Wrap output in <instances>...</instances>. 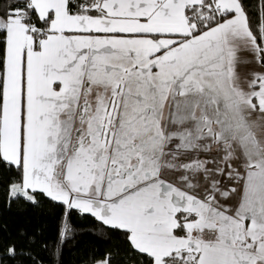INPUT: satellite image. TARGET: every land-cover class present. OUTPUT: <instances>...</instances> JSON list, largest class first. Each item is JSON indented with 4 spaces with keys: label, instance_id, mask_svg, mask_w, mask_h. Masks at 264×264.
Here are the masks:
<instances>
[{
    "label": "snow or ice",
    "instance_id": "6c2138e0",
    "mask_svg": "<svg viewBox=\"0 0 264 264\" xmlns=\"http://www.w3.org/2000/svg\"><path fill=\"white\" fill-rule=\"evenodd\" d=\"M0 200L85 264H264V0H0Z\"/></svg>",
    "mask_w": 264,
    "mask_h": 264
},
{
    "label": "trees",
    "instance_id": "16d2710c",
    "mask_svg": "<svg viewBox=\"0 0 264 264\" xmlns=\"http://www.w3.org/2000/svg\"><path fill=\"white\" fill-rule=\"evenodd\" d=\"M71 223L75 231L62 244L58 241V212L47 204L43 206H8L0 200V236L5 241L18 242L23 254L16 258L7 257L0 252V264H85L94 249L112 247L98 238L94 230L98 226L90 217L73 214ZM25 232L34 240L29 243L21 237Z\"/></svg>",
    "mask_w": 264,
    "mask_h": 264
}]
</instances>
